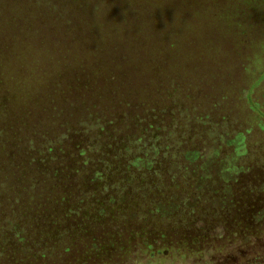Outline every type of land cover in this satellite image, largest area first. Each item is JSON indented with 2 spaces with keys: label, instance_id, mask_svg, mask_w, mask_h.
<instances>
[{
  "label": "trees",
  "instance_id": "16d2710c",
  "mask_svg": "<svg viewBox=\"0 0 264 264\" xmlns=\"http://www.w3.org/2000/svg\"><path fill=\"white\" fill-rule=\"evenodd\" d=\"M212 5L244 37L264 19ZM199 9L0 0V264H264V137L220 144L244 130L173 37Z\"/></svg>",
  "mask_w": 264,
  "mask_h": 264
},
{
  "label": "rangeland",
  "instance_id": "374dc122",
  "mask_svg": "<svg viewBox=\"0 0 264 264\" xmlns=\"http://www.w3.org/2000/svg\"><path fill=\"white\" fill-rule=\"evenodd\" d=\"M193 1L204 9L194 13L191 21L195 25H191L192 29L185 27L181 31L178 29V32L174 30L173 37L183 49L189 51V57L186 56L182 63L190 62L198 65L201 70L199 77L190 79L195 84L199 82L196 90L192 89L190 93L195 101L201 96L200 90L208 91L205 95L209 94L210 102L219 109L218 112H230L237 121V127L244 130L243 136L237 134L233 140L222 138L219 141L221 145L231 146L234 156H239V150H244L243 146L247 141L260 146L264 137V116L259 113L264 112V19L255 23L250 31L247 30L244 37L240 25H233L231 21L223 20L217 15L212 0ZM263 12L264 9L261 13ZM242 26L244 30L250 27L247 21ZM191 40L194 44L192 49L188 43ZM181 46L178 47L179 51ZM239 91L241 97L238 95ZM242 99H246V106L256 113L255 116L248 117L247 109L241 104ZM244 118H247L245 122ZM249 123L254 126L251 130L248 128ZM234 161L235 159H230L231 164Z\"/></svg>",
  "mask_w": 264,
  "mask_h": 264
}]
</instances>
